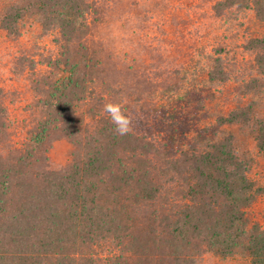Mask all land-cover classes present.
Returning <instances> with one entry per match:
<instances>
[{"label": "trees", "instance_id": "1", "mask_svg": "<svg viewBox=\"0 0 264 264\" xmlns=\"http://www.w3.org/2000/svg\"><path fill=\"white\" fill-rule=\"evenodd\" d=\"M213 9L217 17L252 10L264 24V0H217ZM98 11L93 0H9L0 12L9 37L34 22L57 44L41 71L19 59L32 94L20 142L0 86V264H203L207 253L241 250L264 264V218L253 214L264 184L250 177L228 129H247L264 155V32L244 44L253 70L234 108L187 131L173 115L171 133L160 136L138 129L133 110L157 85L93 36ZM227 54L223 46L206 54L205 83L232 81ZM107 103L133 117L130 133H115ZM61 138L73 146L71 160L55 167L49 151Z\"/></svg>", "mask_w": 264, "mask_h": 264}, {"label": "rangeland", "instance_id": "2", "mask_svg": "<svg viewBox=\"0 0 264 264\" xmlns=\"http://www.w3.org/2000/svg\"><path fill=\"white\" fill-rule=\"evenodd\" d=\"M8 1L0 0V12ZM93 1L99 5L98 13L90 16L93 36L105 43L107 51L132 64L140 75L149 76L157 85L154 98L142 100L133 107L138 129L169 135V121L177 114L179 119L188 121V125L179 127L183 131L193 121L212 125L218 114L231 110L239 102L241 83L253 70L252 54L245 50L244 44L248 38L264 32V24L255 18L252 10H232L224 17H217L213 9L217 0ZM220 46L227 49L233 79L225 84L205 83L206 54ZM56 52L54 35H42L34 22H29L17 39L0 28V86L8 92L10 116L16 123V142L22 140L19 120L32 97L28 64L22 65L19 59L23 56L33 59L41 71L45 69L44 58ZM138 88L147 94L150 86L141 83ZM164 110L167 112L162 113ZM228 129L236 136L240 154L251 162L250 177L263 185L264 155L251 133L239 127ZM72 149L67 139L56 140L49 151L52 164L55 167L68 164ZM253 214L264 218L263 197L254 206ZM202 262L253 264L245 250L226 258L207 253Z\"/></svg>", "mask_w": 264, "mask_h": 264}, {"label": "clouds", "instance_id": "3", "mask_svg": "<svg viewBox=\"0 0 264 264\" xmlns=\"http://www.w3.org/2000/svg\"><path fill=\"white\" fill-rule=\"evenodd\" d=\"M103 111L110 117L116 134L123 136L132 131L133 117L124 112L121 103H107Z\"/></svg>", "mask_w": 264, "mask_h": 264}]
</instances>
